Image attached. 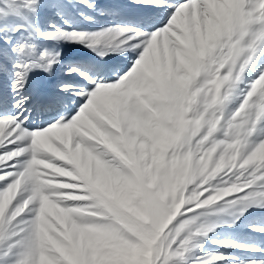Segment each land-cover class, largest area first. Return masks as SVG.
Wrapping results in <instances>:
<instances>
[{
    "label": "snow or ice",
    "instance_id": "obj_1",
    "mask_svg": "<svg viewBox=\"0 0 264 264\" xmlns=\"http://www.w3.org/2000/svg\"><path fill=\"white\" fill-rule=\"evenodd\" d=\"M65 2L96 8L49 0L65 26L45 30L41 0H0V264H264L255 238H212L264 212V0H127L165 13L98 32ZM124 53L123 74L104 63Z\"/></svg>",
    "mask_w": 264,
    "mask_h": 264
},
{
    "label": "rangeland",
    "instance_id": "obj_2",
    "mask_svg": "<svg viewBox=\"0 0 264 264\" xmlns=\"http://www.w3.org/2000/svg\"><path fill=\"white\" fill-rule=\"evenodd\" d=\"M41 4L42 7L39 9L36 19L42 29L46 30L49 22H54L61 27L65 26L61 18L57 16L51 8L48 7L49 0H41ZM95 5H96L95 10H89L88 8L80 4L65 2V7L62 12L63 19L67 20L68 23L71 25V27L79 31L98 32L101 29H103L102 26L104 25L106 26L105 28H108L107 24L112 22L111 21L112 13L106 16L105 11L107 12V10H112L111 0H95ZM124 5L127 6V0H125ZM101 12L103 13L102 15L100 14ZM81 13L83 14V16L91 17L92 21L89 22L83 19ZM62 47H63L64 59L71 63L80 64L84 60L86 55L90 56V52L85 51L87 50L85 48H81L78 46H71V45H63ZM130 58L129 61L131 62V60L134 58L133 53H132V57ZM122 65L126 66L125 71H127L128 67L130 66V64L127 63H123ZM57 75L59 77L61 76L59 72L57 73ZM247 76L250 77L252 81H254L256 79L257 74L248 73ZM110 79L114 80L115 78H110ZM39 82L40 79L35 78L34 85L36 86H34V88L38 86L37 84H39ZM51 84L54 85V81ZM240 88L242 87L240 86ZM239 103H240L239 99L231 100L228 104V108L230 109L235 108ZM60 179H65V178H60ZM221 220L223 221V223L212 234L213 239H236L238 241H248L255 238L257 242L264 244V237H255V234L249 232L248 230V226L251 224L264 225V212L257 210H250L249 213H246L243 217H241L240 220L237 221L236 224L232 227L228 226V224L231 222L230 216L224 215L223 217H221ZM206 247L211 248L212 245L207 244Z\"/></svg>",
    "mask_w": 264,
    "mask_h": 264
},
{
    "label": "bare ground",
    "instance_id": "obj_3",
    "mask_svg": "<svg viewBox=\"0 0 264 264\" xmlns=\"http://www.w3.org/2000/svg\"><path fill=\"white\" fill-rule=\"evenodd\" d=\"M111 2H112V10H107V12L105 11L106 16H108V14L112 13V17H111L112 22L107 24L108 27L113 26V25H118V24L119 25H130V24L137 22L139 19H141L142 17H145V16H151L154 20H158V19H161L165 13L164 9H159V10L154 11V12L153 11H138L136 9H132V8L124 5L125 0H111ZM102 27L104 29L106 26L104 25ZM82 51H84V50H82ZM85 51L90 52L88 50H85ZM87 52H85V53H87ZM130 57H132V53H124L122 55L111 54V55L106 56L104 58V63L109 68L119 70V72L121 74L126 70V66L122 65V64L123 63L130 64V61H129L131 59ZM98 61H99V58L96 57L92 52H90V56L86 55V57L84 58V60L80 64L87 66V65L95 64ZM78 62H79V60H78ZM247 75H248V73L245 74V81L246 82H250V80L252 81V79L250 77H248ZM35 78L40 79V82H39V84H37L38 85L37 87L42 86L44 89H47V91L53 87V85L51 84L53 81H45L43 73L35 74ZM109 78H115V76H110ZM256 78H257V76H256ZM34 86H36V85H34ZM240 86L242 88L244 87L243 84ZM37 87H35V90ZM51 115H52V111L41 112L40 114H38L36 116L35 123L44 124L46 122V120L51 118Z\"/></svg>",
    "mask_w": 264,
    "mask_h": 264
}]
</instances>
